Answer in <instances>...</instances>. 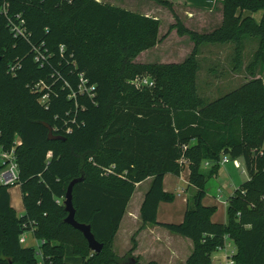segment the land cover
Listing matches in <instances>:
<instances>
[{
	"label": "trees",
	"instance_id": "1",
	"mask_svg": "<svg viewBox=\"0 0 264 264\" xmlns=\"http://www.w3.org/2000/svg\"><path fill=\"white\" fill-rule=\"evenodd\" d=\"M153 1L173 10L169 0ZM221 4L218 23L171 25L195 44L183 61L147 63L140 55L167 36L159 34L158 18L98 0H8V15H21L30 37H15L0 12V144L16 146L25 213L12 206L10 186L0 184V264H39L36 248L19 240L31 228L42 240L44 264H159L134 255L135 237L124 255L113 246L137 184L148 178L143 224L190 238L186 264H213L227 238L237 248L235 264H264V0ZM246 10H262L261 19ZM250 37L258 47L247 45ZM207 43L234 45V71L249 53L248 78L212 102L197 87L198 54ZM35 47L47 58L37 60ZM143 72L154 86L139 91L131 81ZM223 155L240 158L249 175L229 197L226 223L213 221L217 206L203 202L201 169L209 162L216 174ZM185 165L186 190L195 191L183 221L161 222L159 204L175 198L164 178L180 176ZM81 177L73 187L76 219L91 225L100 252L65 222L68 186Z\"/></svg>",
	"mask_w": 264,
	"mask_h": 264
},
{
	"label": "rangeland",
	"instance_id": "2",
	"mask_svg": "<svg viewBox=\"0 0 264 264\" xmlns=\"http://www.w3.org/2000/svg\"><path fill=\"white\" fill-rule=\"evenodd\" d=\"M169 1H171L173 4V10L153 0H122L118 2L119 5L121 4L126 7H129L137 13L140 14L148 13L149 15L152 14L151 17L154 18L157 17L160 22V27H159L160 36H163L164 34L167 35L161 43L157 44L156 46H154L149 50L144 51V54L140 61H144L147 63L181 62L184 60L186 56H188L191 53V51L194 48L195 44L188 35L185 34L180 35L177 32L176 28L170 29V27L179 20L181 23L185 24L189 28L193 25L191 18L196 19L197 21H200V24H203L204 20L208 19V14H206L205 12L201 13L199 11L195 12L188 5H185L182 2H178L177 0H169ZM193 7H201V6L193 5ZM220 7H222V4L218 5V8ZM203 26H199V27H203ZM250 41H254L255 42L254 47H256L258 45L259 39L250 37L246 40L247 45L250 43ZM233 48L234 45L232 43H225V44L207 43V44H203L200 47V51L198 54L199 70L197 73V87H198L199 95L202 98H204L206 102H212L224 96L228 92L238 88L245 81V79L248 78L245 70V65L248 62L249 53L248 55L247 53L245 55L243 68H241V70L239 71H234V67H233L234 65L232 62ZM144 80L154 82L155 79L150 73L143 72L138 74L136 78L131 81V83L139 91H145L154 86V85L150 86L149 84H146ZM149 104L157 105V104H163V102L162 100L152 99V102L149 101ZM244 166L245 164L241 168H236L233 162L231 161L226 164H220L218 172L216 174L210 175L212 170V164L207 165L206 162L202 163L201 169L205 174H207V181L205 184L206 194L203 198V202L208 205L217 206V209L213 214V217H217L220 219L222 218L224 220L228 219V213H227L228 205L225 206L219 203L216 200V198L212 195V193L217 188H221L224 192V196L228 198L230 193L235 189L236 185H239L242 182H244L246 179H248L249 175L246 170V166L245 168ZM243 170L244 172H242ZM180 176L181 179L179 178V176L170 174L169 177L171 180L167 178L168 180L166 185L169 188V192L175 194V198L170 202L163 201L158 216L159 219H166V217H170L172 219H179L180 217L179 215L184 216L186 210V198L188 196L190 197L195 190L194 188L191 187L190 190L188 191L185 190L182 191L180 188L184 186V180L186 182L189 181L188 180L189 168L187 165H185ZM150 184L151 181L146 180L140 186L137 187L133 197L131 198L130 206L141 200V197L145 195ZM9 191L11 194L12 206L15 208L18 214H24L25 206H24L23 192L21 185L20 184L12 185L9 187ZM130 210L137 214L138 217L137 218L135 217L133 219H138V221L135 224H133V230L127 232L129 233L127 242H122V238L120 239V237L119 239L117 237L118 241L117 240L114 241V248L118 250L117 251L118 254H121L120 249L118 247L119 243L121 244L120 248L123 247L122 250L125 249L124 254L128 253V251L132 249L134 245L133 237H135L136 242H138L137 239L138 234L142 232L143 229L146 227L143 224L142 218L138 213L139 211H137V207H135V204L132 207H130ZM31 240L33 239L30 238V240L27 243L28 245L33 244V241ZM143 245L146 246L147 249L150 248L151 245L154 246L150 237H145V239L143 240ZM186 245L187 244L176 243L175 247L183 251L184 248L186 249ZM217 252L218 251H215L214 253ZM166 255L167 254H163V256L160 257L163 262L166 261ZM146 257L149 258V256ZM108 264H116V263H108ZM180 264H182V262ZM214 264H216L215 260H214Z\"/></svg>",
	"mask_w": 264,
	"mask_h": 264
},
{
	"label": "crops",
	"instance_id": "3",
	"mask_svg": "<svg viewBox=\"0 0 264 264\" xmlns=\"http://www.w3.org/2000/svg\"><path fill=\"white\" fill-rule=\"evenodd\" d=\"M98 1L110 3L112 5H115V6H118V7H121V8H125V9H128V10L134 11L133 9H131L129 7H126L124 5H121V4L119 5L118 2H120L122 0H117V1H115V0L114 1L113 0L112 1L111 0L110 1L109 0H98ZM177 1L178 2H182L185 5H188L195 12L199 11L201 13L205 12L206 14H208V19L204 20L203 24H200V21H197L196 19L191 18V21L193 22V25L191 24L192 26H197V27L198 26H203V25L205 26V25H207V24L209 25L210 23H213V22L218 23V22H220L222 20V14L220 12V8L221 7L218 8V5L221 4L220 3L221 0H177ZM193 5H199L201 7H193ZM262 14H263L262 10H259L257 12H252V11H247V10L244 11V15L253 16L258 21L261 19ZM145 15L151 16L152 14L149 15L148 13H146ZM143 54H144V52L140 55L139 58H142ZM261 77H262L263 82H264V71L261 73ZM189 175H190V170H189ZM169 176H170V174H167L165 176V178H164V189L167 192H169V188L166 185L167 184V180L170 179ZM179 178L181 179V176H179ZM146 180H150L151 181L152 178H148ZM146 180H144L143 182H145ZM143 182L137 184V187L140 186ZM188 185H189V181L186 182L184 180V186L180 187L181 190L182 191L183 190L188 191V190H186V189H188ZM239 186H240V184L235 186V189L230 193L228 198L235 192V190ZM137 187H136V189H137ZM218 189H221V188H217L212 193V195L216 198V200L219 203L225 205L224 203L219 201L218 198H217ZM223 194H224V192H223ZM224 198L228 199L225 196H224ZM143 199H144V196L141 197V200L139 202L134 203L135 207H137V211H139L138 212L139 214H140V209H141V205H142ZM130 203L131 202H129V204L127 206V212H125V215L123 216V219L121 220L120 227H119V230H118V232H117V234L115 236L114 241H116V240L118 241V239L120 237V239L122 238V242H127L128 241V237H129L128 236L129 233H127V232H130L131 230H133V224H135L138 221V219H133L135 217L137 218L138 216H137L136 213H134V212H132L130 210V207H132L134 205V204H132V206H130ZM162 203L163 202H161L159 204L157 217L159 216V212H160V208L162 207ZM206 205H208V204H206ZM225 206H227V205H225ZM186 207H187V198H186ZM179 216H180L179 219H172L170 217H166V219H159L158 218V220L161 221V222L179 223V222L183 221V218H184V216H182V215H179ZM212 219L215 222H222V223H226L227 220H228V219L224 220L222 218L220 219V218H217V217H212ZM145 226L146 227L143 229V231L138 234V237H137L138 242H137V247H136V249L134 251V255L139 256L141 261H143V262H148V261H151V260H155V261L159 262V264H176V263L180 264L181 262H182V264H186V260L189 257V255L191 254L192 249H193V241H191V239H189L187 237H183L181 235L173 234L168 229H166V228H164L162 226L151 225V224H146ZM125 227H127V228H125ZM26 235H27V241H26L25 245H28L27 243H28V241L31 238V239H33V240H31V241H33V244H30V245L34 246L36 249L41 246L42 240H39V239H37L35 237L33 229L27 231ZM117 237H118V239H117ZM145 237H150L152 243L154 244V246L151 245L150 248L147 249L146 246L143 245V240L145 239ZM176 243L187 244L186 245V249L184 248V250L181 251V249H178V248L175 247ZM113 246H114V242H113ZM120 246H121V244L119 243L118 247H119L120 253H121L119 255H124V250L125 249L122 250L123 247L120 248ZM123 246H124V244H123ZM114 250L116 252L118 251L115 248H114ZM163 254H167L165 262H163L161 260V258H160L161 256H163ZM146 256H149V258L146 257ZM214 260H215L216 264H221V262L223 261V253H221L219 251L217 253H215L213 255V259H212L213 264H214Z\"/></svg>",
	"mask_w": 264,
	"mask_h": 264
},
{
	"label": "built area",
	"instance_id": "4",
	"mask_svg": "<svg viewBox=\"0 0 264 264\" xmlns=\"http://www.w3.org/2000/svg\"><path fill=\"white\" fill-rule=\"evenodd\" d=\"M0 12L8 17V27L9 30L14 34L15 37H21L25 40L29 41L30 34L27 30L25 20L21 17V15H17L15 18L10 17L8 10V0H0ZM63 48V46H62ZM37 60L46 59L45 52L41 51L40 48L35 47ZM17 65H11L10 71L15 72ZM146 84L150 86L154 85L153 81L144 80ZM47 100V95H41L40 101L45 104ZM233 162L236 168H241L244 164L240 158H231L229 155H223L220 163L226 164L229 162ZM207 165H210L209 162H206ZM0 184L4 186H12L21 183V172L19 168V163L16 155V146L8 149L4 145L0 144ZM245 168V166H244ZM244 172V170H243ZM217 198L219 201L224 203L225 205L229 204V198L225 199L222 189H218ZM33 225V224H32ZM34 230V228H31ZM29 231V230H28ZM27 231L23 232L19 236V240L21 244H25L27 241ZM219 252L223 253V261L221 264H235L234 255L236 254L237 248L236 246L227 238L225 239L224 245L218 248ZM36 253L38 257H40L39 264H44L42 251L39 248L36 249ZM215 254V253H214ZM213 254V255H214ZM213 259V256H212Z\"/></svg>",
	"mask_w": 264,
	"mask_h": 264
},
{
	"label": "water",
	"instance_id": "5",
	"mask_svg": "<svg viewBox=\"0 0 264 264\" xmlns=\"http://www.w3.org/2000/svg\"><path fill=\"white\" fill-rule=\"evenodd\" d=\"M2 57L0 56V61ZM83 178H77L71 181V183L68 186L67 193L64 200L65 209L68 212V216L65 218V222L72 225L76 229L80 230L85 238L88 241L90 249H92L94 252H100L103 249V243L99 242L91 228L90 224L79 222L76 219V209L74 207L73 203V187L74 185L81 181ZM127 264H135L134 260H130Z\"/></svg>",
	"mask_w": 264,
	"mask_h": 264
}]
</instances>
